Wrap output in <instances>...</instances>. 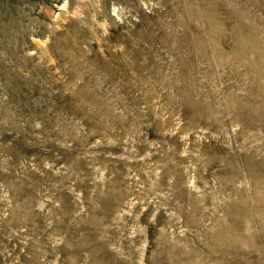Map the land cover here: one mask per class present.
Wrapping results in <instances>:
<instances>
[{
    "label": "rangeland",
    "instance_id": "rangeland-1",
    "mask_svg": "<svg viewBox=\"0 0 264 264\" xmlns=\"http://www.w3.org/2000/svg\"><path fill=\"white\" fill-rule=\"evenodd\" d=\"M0 264H264V0H0Z\"/></svg>",
    "mask_w": 264,
    "mask_h": 264
}]
</instances>
